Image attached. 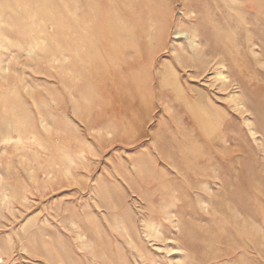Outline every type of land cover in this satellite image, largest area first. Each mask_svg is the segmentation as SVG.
<instances>
[{"label": "rangeland", "instance_id": "obj_1", "mask_svg": "<svg viewBox=\"0 0 264 264\" xmlns=\"http://www.w3.org/2000/svg\"><path fill=\"white\" fill-rule=\"evenodd\" d=\"M78 2L0 0V264H197L196 257L209 264H264V164H256L252 140L240 144L247 169L237 179L235 155L218 145L219 137L185 140L176 111L132 107L128 85L135 76L120 49L131 56V44L142 38L154 45L143 52L139 70V81L151 83L178 49L179 16L171 1L161 0L145 20L154 30L123 33L118 47L114 30L98 33L94 19L89 33L68 31L71 18L82 19ZM261 12L244 14L243 25L233 22L227 33L229 45L238 33L258 44L241 48L242 57L229 62L226 73L238 79V69H246L245 84L254 83L246 101L254 108L260 105L255 95L264 100ZM118 17L125 26L136 25L133 13ZM211 72L208 78L218 83ZM203 84L194 87L211 91ZM220 93L218 106L239 116ZM240 124L233 119L228 134L236 136ZM157 158L169 166L182 158L218 159L217 170L203 174L226 186L217 179L210 189L202 185L196 198L189 194L195 183L189 177L174 200L177 192L167 179L163 187H148L162 168L163 161L155 167ZM165 212H178V223L161 228L158 239L149 237L151 213ZM250 240L260 255L248 248Z\"/></svg>", "mask_w": 264, "mask_h": 264}, {"label": "bare ground", "instance_id": "obj_2", "mask_svg": "<svg viewBox=\"0 0 264 264\" xmlns=\"http://www.w3.org/2000/svg\"><path fill=\"white\" fill-rule=\"evenodd\" d=\"M78 1L82 19L79 21L76 18H71L70 22H68V31L71 33H89L93 30L90 24H92L91 21L94 19L97 21L96 31H98V33L113 34L114 30V44L116 46H119V39L123 33L133 31L141 35L145 32L147 33L154 30V26H148L145 20L150 21L157 12L156 8L161 4V0H123L120 2V5L114 6L111 5L110 0H107L108 3L103 2V0ZM170 1L173 10L178 11L179 16L178 28L174 35L177 37L176 39H178V49H173L171 62L158 67L159 71L156 75H153L151 83L144 85L139 81V70L144 65L143 62L145 61L143 52L148 49L150 50L154 45L145 42L142 38L136 43L134 42L131 44V47L134 48L131 52V56H129L125 48L121 47L120 49V57L122 56L123 59H125L126 68L128 71L131 70L135 76L128 85V89L131 92L130 95L133 99L132 107L133 109H144L151 113H164L169 110L176 111L182 116L178 121V127L180 128L179 133L183 135L185 140L189 137L194 138L196 135L205 141H213V139L219 137L218 145H220L221 148L225 147L227 150L230 149L233 155H235L232 159L234 158L237 167L232 169L237 179H241L242 176L246 174L247 168H245L243 161L246 160L247 151L244 147H241L240 144L252 140V154L255 159L252 157H250V159H254L259 167L264 164V123L261 122L257 115L260 112L259 106L261 105L264 107V100H262V97L259 98L255 95V99L260 105L254 108L247 104L246 95H251L254 83L245 84L246 69H238V79H233L235 75L230 73L229 75L226 74L229 62L233 63V61L236 59L239 60L242 57L241 48H255L258 44L249 36H245L244 40L242 33H238L237 36L235 34L234 37V44L236 46L229 45L227 33L232 30L233 22H236L237 26H242L244 14L250 13L251 10L256 9L263 13V0ZM235 1H237L238 4L234 6L233 2ZM108 4L114 16H112L113 14H108L109 12L106 7ZM234 11L236 13L235 15ZM120 13H133V19L136 25L125 26L119 20L118 16ZM234 16H236L237 19H235ZM112 20H116V22L112 23ZM261 22L264 23V20ZM80 42L82 43L83 41ZM120 46H122V42ZM229 50L231 51L229 52ZM180 52H182L184 56L180 55ZM195 59L197 60V64L194 62ZM259 59L261 58L259 57ZM210 66L213 70V73H211L216 75L218 83L214 84V82H211V78H208L210 75H208L209 70H211ZM198 68H200V72ZM180 73H185V79ZM202 81H204L203 86L211 91L208 90L207 93L203 94L194 87L196 85L199 86ZM215 90L218 91V93L215 92ZM220 92L227 94L226 96L228 98L226 101L231 104L232 109H234L239 116L232 114L230 116L229 113L224 112L218 106L221 98L217 95L221 94ZM233 119H237L241 123L240 128L237 129L236 136L228 134ZM233 147H235V149ZM216 149H218V147ZM243 151L244 153H242ZM236 153H242V155L238 156ZM179 161L180 163L177 166H169L164 164L165 162L162 158H157L154 165L157 167L161 162L162 168L158 170V176H154L153 180L149 182L148 187L150 189L163 187L164 183L162 180L165 181V179H167L177 192V195H175L173 199L178 201V192L180 193V190L189 182L187 181L189 177L195 181L191 186L189 194H193L196 198L199 197L198 190L202 185L204 188L210 189L212 185L217 184L216 181L219 179L216 176L203 173L206 169L213 168L217 170L220 164L218 159H204L202 161L193 160L190 162L187 158H182ZM171 176L174 177L169 179ZM219 184L221 187L226 186L224 180H219ZM185 206L186 205L181 206L180 208H184ZM176 214L177 216L172 212H165L164 214L151 213V221L149 225L147 224L149 237L158 239L161 228L175 227L178 223V212ZM159 218L162 220H158ZM145 223L146 221L143 220V224ZM247 244L253 254L257 256L261 254L257 242L250 240ZM0 261L1 263L3 262L1 258ZM196 262L197 264H209L204 258L198 257H196ZM193 264L196 263L193 261Z\"/></svg>", "mask_w": 264, "mask_h": 264}]
</instances>
